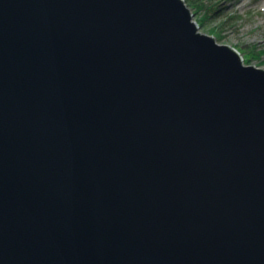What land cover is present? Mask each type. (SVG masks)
Masks as SVG:
<instances>
[{
    "label": "water",
    "instance_id": "1",
    "mask_svg": "<svg viewBox=\"0 0 264 264\" xmlns=\"http://www.w3.org/2000/svg\"><path fill=\"white\" fill-rule=\"evenodd\" d=\"M0 264H264V70L183 0H0Z\"/></svg>",
    "mask_w": 264,
    "mask_h": 264
},
{
    "label": "rangeland",
    "instance_id": "2",
    "mask_svg": "<svg viewBox=\"0 0 264 264\" xmlns=\"http://www.w3.org/2000/svg\"><path fill=\"white\" fill-rule=\"evenodd\" d=\"M203 4L211 7L226 6L225 0H203ZM190 11L193 14V22L198 24L202 12L201 16H195L194 11L191 9ZM223 13L233 15L227 25L217 29L220 21L215 18L206 22L205 27H199V32L215 40L221 38L219 42L216 40L219 45L233 48L238 52L241 48H249L254 56L247 66L264 70V0H233ZM213 28L221 34L211 35L209 31ZM241 55L244 59V55Z\"/></svg>",
    "mask_w": 264,
    "mask_h": 264
},
{
    "label": "trees",
    "instance_id": "3",
    "mask_svg": "<svg viewBox=\"0 0 264 264\" xmlns=\"http://www.w3.org/2000/svg\"><path fill=\"white\" fill-rule=\"evenodd\" d=\"M232 1L233 0H225L226 6L224 7H220L219 5L211 7L210 5L203 4V0H185L187 6L194 11L195 16H201L200 12H202V17L198 20V26L200 28L205 27L206 22H210L212 19L214 20L216 18L220 21V23L216 26L217 29H221L232 19L233 15H226L223 13ZM217 29H211L209 31L210 34L219 35L220 32H218ZM216 40L219 42L221 41V38H217ZM239 52L244 55V62L248 65L251 59H253V53L250 52L249 48H241L239 49Z\"/></svg>",
    "mask_w": 264,
    "mask_h": 264
},
{
    "label": "bare ground",
    "instance_id": "4",
    "mask_svg": "<svg viewBox=\"0 0 264 264\" xmlns=\"http://www.w3.org/2000/svg\"><path fill=\"white\" fill-rule=\"evenodd\" d=\"M184 2V1H183ZM185 3V2H184ZM185 5L187 6V4L185 3ZM192 13V12H191ZM217 42V41H216ZM218 43V42H217Z\"/></svg>",
    "mask_w": 264,
    "mask_h": 264
}]
</instances>
